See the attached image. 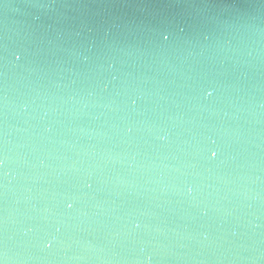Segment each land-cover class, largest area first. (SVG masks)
Returning a JSON list of instances; mask_svg holds the SVG:
<instances>
[{
	"label": "water",
	"instance_id": "water-1",
	"mask_svg": "<svg viewBox=\"0 0 264 264\" xmlns=\"http://www.w3.org/2000/svg\"><path fill=\"white\" fill-rule=\"evenodd\" d=\"M0 264H264V0H0Z\"/></svg>",
	"mask_w": 264,
	"mask_h": 264
}]
</instances>
